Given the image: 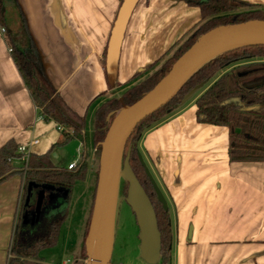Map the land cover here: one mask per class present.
Instances as JSON below:
<instances>
[{
    "label": "crops",
    "instance_id": "0c3cea01",
    "mask_svg": "<svg viewBox=\"0 0 264 264\" xmlns=\"http://www.w3.org/2000/svg\"><path fill=\"white\" fill-rule=\"evenodd\" d=\"M246 1L264 6V0ZM18 2L49 82L66 106L85 120L86 135L81 142L83 150H76L75 160L66 164L57 161L62 133L54 120L39 117L8 52L15 43L8 40L11 34L3 19L6 33L0 35V148L8 141L18 146L37 139L31 155L39 163V158L55 145L48 156L55 167H66L72 161L78 164L86 153V181L94 172L97 152L87 137V124L93 120L96 103L112 89L139 83L157 70L161 64L147 68L201 23L200 11L185 0H140L124 34L116 87L111 88L103 54L119 0ZM138 72L141 74L132 80ZM195 112V101L176 105L164 120L142 133L137 145L164 182L174 207L170 259L161 264H264V161H230L228 128L199 123ZM11 161L19 166L16 160ZM22 182V176L16 174L0 183V264H7L12 256L17 225L31 229L43 217L67 205L69 196L63 195L64 190H57V186L43 188L41 184L32 188L27 201V188L24 193ZM86 185L88 190L83 195L87 194L86 206L90 207V183L86 181ZM42 189L44 196L38 203Z\"/></svg>",
    "mask_w": 264,
    "mask_h": 264
},
{
    "label": "trees",
    "instance_id": "16d2710c",
    "mask_svg": "<svg viewBox=\"0 0 264 264\" xmlns=\"http://www.w3.org/2000/svg\"><path fill=\"white\" fill-rule=\"evenodd\" d=\"M122 1L119 0V6ZM185 1L189 6L199 9L201 23L175 48L172 55L157 70L123 92L121 99L126 105L134 103L147 93L201 34L219 25L241 23L252 19L264 20V12L261 10L238 11L252 6L251 3L242 0ZM25 39L27 41L22 46L11 44V53L39 115L42 120H54L73 131L72 134L67 131L63 132V140L59 144L73 138L83 142L86 135L85 120L66 106L49 82L27 29ZM8 40L13 43L10 35H8ZM105 56L106 48L103 54L104 65ZM156 62L147 69L153 67ZM225 68L228 70L219 75L196 97V120L199 123L228 128L230 161H264V45L237 47L216 55L198 67L179 92L166 105L138 123L129 136L124 148L123 159L128 154L129 164L147 194L155 195V192L149 178L144 174V167L140 164L138 157V144L134 141L136 139L139 141L145 130L161 122V118L168 114L170 108L181 104L189 91L200 88L218 70ZM140 74L141 72L136 73L132 80ZM121 107L119 98L113 97L96 110L93 144L97 150L100 148L99 143L105 137L110 121ZM130 142H133L132 146L129 145ZM53 147L39 158V163H35L31 155L28 168L23 174V168L12 165L11 161L17 156V145L13 141H8L0 148V183L19 174L24 176V193L28 184L35 182L62 187L67 191L68 197L72 184L76 180H83L86 176L87 154H82L79 163L73 169L55 167L48 160ZM122 182L124 189H127V181ZM93 199L94 194L91 206ZM153 207L161 234L160 260L167 263L170 259L173 238L169 210L165 211L159 201L157 205L153 204ZM66 209L65 206L62 210L43 217L31 229H24L17 225L11 245L12 256L9 261L18 264L23 259L37 256L41 249L55 245L60 226L67 216ZM90 209L92 210V207ZM90 215L85 230H88Z\"/></svg>",
    "mask_w": 264,
    "mask_h": 264
},
{
    "label": "water",
    "instance_id": "95a60500",
    "mask_svg": "<svg viewBox=\"0 0 264 264\" xmlns=\"http://www.w3.org/2000/svg\"><path fill=\"white\" fill-rule=\"evenodd\" d=\"M140 0H123L113 22L105 56L108 84L114 88L118 60L124 34L131 14ZM264 45V20L252 19L241 23L219 25L201 34L194 43L172 64L169 71L141 98L126 105L120 98L121 109L110 121L104 139L99 143V165L92 210L85 238V264H110L114 221L120 180L128 183L126 203L134 213L139 229V249L148 261L160 259L161 234L150 197L129 164L128 154L123 159L126 142L138 123L166 105L181 89L191 74L203 63L218 54L237 47ZM197 88L189 91L183 102L191 98ZM110 115H108L109 119ZM139 160L163 209L167 201L158 188L138 153ZM54 189L53 185L41 187ZM40 184L30 182L27 201L32 188ZM57 190L67 191L62 187ZM44 189L38 193L41 203ZM25 264V263H18Z\"/></svg>",
    "mask_w": 264,
    "mask_h": 264
},
{
    "label": "rangeland",
    "instance_id": "374dc122",
    "mask_svg": "<svg viewBox=\"0 0 264 264\" xmlns=\"http://www.w3.org/2000/svg\"><path fill=\"white\" fill-rule=\"evenodd\" d=\"M247 2L246 0H242ZM18 0H0V12L2 14V21L7 23L9 27V34H11V40L17 46H22L25 44V30L27 29L25 18L23 16ZM252 6L239 9L238 11H252V10H261L264 12V6L261 4H254ZM190 34V33H189ZM188 34V35H189ZM187 34L183 38L178 40L169 51L162 56L156 64H162L169 56L172 55L175 48L182 43ZM155 64V65H156ZM230 68V67H228ZM226 69L218 70L211 78H209L200 88L196 89L191 98L187 101H195L196 97L206 89L219 75L225 72ZM134 83H130L125 86L117 87V89H112L108 95H105L100 99L95 105L96 110L105 102L113 97L121 98V95L125 90L130 88ZM116 87V86H115ZM111 89V88H110ZM183 103V102H182ZM186 103V102H185ZM179 106V104L177 105ZM172 107L169 112L173 111ZM94 112V115H95ZM109 115V114H108ZM108 117V116H107ZM167 115H164L161 118V121L164 120ZM69 130V128H67ZM94 117L92 122L87 124V137L92 139L94 134ZM85 141V139H84ZM138 144L137 139L134 143ZM133 142H130L129 145L132 146ZM80 141L76 138L69 139L68 141L61 144L58 148L59 157L57 161L60 163H67L69 160H75L77 157L76 150L80 147ZM99 153L100 148L96 152V158L94 161V172H92L89 178L86 180L90 183L89 191H91L92 197L95 192L97 174H98V165H99ZM140 153V152H139ZM142 160L146 169L148 170L150 176L158 186V188L163 193L169 208V216L171 221V228L174 225V207L171 208V202L169 200L170 195H168L167 188L165 187L164 182L159 178L156 169L148 160L146 155H141ZM125 158V157H124ZM141 164V162H140ZM144 174L146 175L145 171ZM143 177L141 176V179ZM84 180V179H83ZM76 180L71 187L70 195L67 199V217L65 222L60 226L58 238L55 245L40 250L37 256L33 258L23 259L19 263L25 264H61L63 261H69V264H85V238L87 229V221L91 212L90 207L86 206L87 194L83 193L88 189L86 181ZM123 179L120 180L119 190L117 196L116 212H115V221H114V232H113V245H112V254L110 259V264H161V260L157 259L155 261L146 260L140 252L139 249V229L138 225L132 212L130 206L126 203L127 189L123 187ZM128 188V185H127ZM86 189V190H85ZM169 197V198H168ZM171 208V210H170ZM86 211H85V210ZM173 235V230H172ZM7 264H17V262L7 261Z\"/></svg>",
    "mask_w": 264,
    "mask_h": 264
},
{
    "label": "built area",
    "instance_id": "2783aa9c",
    "mask_svg": "<svg viewBox=\"0 0 264 264\" xmlns=\"http://www.w3.org/2000/svg\"><path fill=\"white\" fill-rule=\"evenodd\" d=\"M5 33H6V27L2 21V16H1V12H0V35H4ZM8 52H10V53L12 52L11 47H8ZM39 117L41 118L40 115H39ZM56 129L61 133L65 132V131L69 132V134L73 133V131L71 129L67 130L66 127H64L62 124H59V123H56ZM37 142H38L37 139H33V140L29 141L28 143H23V144H20L17 146V149H16L17 156L13 157L12 160L13 161L16 160L19 163V167L23 168V174H25V172L28 168L32 146L37 144ZM80 144H81V146L78 147V149H77L78 152H82V150H83L82 143L80 142ZM76 165H77V161H72L66 166V168L67 169H73L76 167ZM22 180H24V176H22ZM23 185H24V181L22 182V187H23ZM61 264H69V261H63Z\"/></svg>",
    "mask_w": 264,
    "mask_h": 264
},
{
    "label": "flooded vegetation",
    "instance_id": "af4514ba",
    "mask_svg": "<svg viewBox=\"0 0 264 264\" xmlns=\"http://www.w3.org/2000/svg\"><path fill=\"white\" fill-rule=\"evenodd\" d=\"M148 196L150 197V200L153 202L154 206L157 205V197H156V194L153 195V194H148ZM170 224H171V221H170Z\"/></svg>",
    "mask_w": 264,
    "mask_h": 264
}]
</instances>
